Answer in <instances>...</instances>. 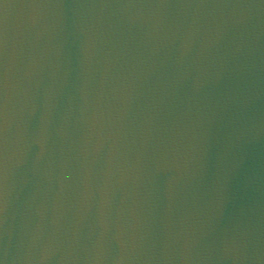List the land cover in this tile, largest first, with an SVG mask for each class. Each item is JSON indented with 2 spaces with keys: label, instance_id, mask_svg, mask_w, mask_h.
Listing matches in <instances>:
<instances>
[{
  "label": "water",
  "instance_id": "water-1",
  "mask_svg": "<svg viewBox=\"0 0 264 264\" xmlns=\"http://www.w3.org/2000/svg\"><path fill=\"white\" fill-rule=\"evenodd\" d=\"M3 264H264V0H0Z\"/></svg>",
  "mask_w": 264,
  "mask_h": 264
},
{
  "label": "snow or ice",
  "instance_id": "snow-or-ice-1",
  "mask_svg": "<svg viewBox=\"0 0 264 264\" xmlns=\"http://www.w3.org/2000/svg\"><path fill=\"white\" fill-rule=\"evenodd\" d=\"M0 264H3V261H0Z\"/></svg>",
  "mask_w": 264,
  "mask_h": 264
}]
</instances>
